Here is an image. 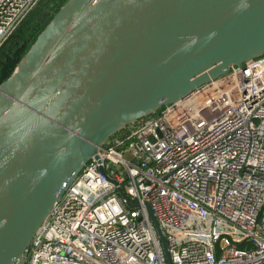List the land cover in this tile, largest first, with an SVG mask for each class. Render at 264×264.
<instances>
[{
	"label": "water",
	"instance_id": "obj_1",
	"mask_svg": "<svg viewBox=\"0 0 264 264\" xmlns=\"http://www.w3.org/2000/svg\"><path fill=\"white\" fill-rule=\"evenodd\" d=\"M262 55L264 0H66L0 83V264L110 137Z\"/></svg>",
	"mask_w": 264,
	"mask_h": 264
},
{
	"label": "built area",
	"instance_id": "obj_2",
	"mask_svg": "<svg viewBox=\"0 0 264 264\" xmlns=\"http://www.w3.org/2000/svg\"><path fill=\"white\" fill-rule=\"evenodd\" d=\"M41 1L0 0V48ZM23 264H264V55L110 137Z\"/></svg>",
	"mask_w": 264,
	"mask_h": 264
},
{
	"label": "trees",
	"instance_id": "obj_3",
	"mask_svg": "<svg viewBox=\"0 0 264 264\" xmlns=\"http://www.w3.org/2000/svg\"><path fill=\"white\" fill-rule=\"evenodd\" d=\"M66 0H42L37 7L20 25L10 39L0 48V83L8 78L14 68L15 61L18 55L23 52V49H19L16 53L15 58H12V49L16 46L15 43H20L24 40L26 45L33 42L40 31L43 20L44 12L47 9L58 10L59 7L64 4ZM54 4L50 7V4ZM30 36L31 39L27 40L26 37ZM13 43V44H12ZM25 45V46H26Z\"/></svg>",
	"mask_w": 264,
	"mask_h": 264
},
{
	"label": "rangeland",
	"instance_id": "obj_4",
	"mask_svg": "<svg viewBox=\"0 0 264 264\" xmlns=\"http://www.w3.org/2000/svg\"><path fill=\"white\" fill-rule=\"evenodd\" d=\"M63 5V4H62ZM61 5V6H62ZM60 8V7H59ZM47 11V13H48V15H45L44 16V21H43V24H42V27H41V29H40V31L38 32V35L44 30V28L49 24V22L51 21V19H52V17H53V15H54V13L57 11V10H55V9H47L46 10ZM45 11V12H46ZM44 12V13H45ZM35 41V40H34ZM34 41L33 42H30L28 45H26V46H24V48H23V52H21V54L20 55H18V57H17V59H16V61H15V66H14V68H13V70H12V72L10 73V75L8 76V77H10L11 76V74L14 72V70L19 66V64H20V62H21V60H22V58L25 56V54L31 49V47H32V45H33V43H34ZM126 158L128 159V158H130V156L128 155V154H126Z\"/></svg>",
	"mask_w": 264,
	"mask_h": 264
},
{
	"label": "flooded vegetation",
	"instance_id": "obj_5",
	"mask_svg": "<svg viewBox=\"0 0 264 264\" xmlns=\"http://www.w3.org/2000/svg\"><path fill=\"white\" fill-rule=\"evenodd\" d=\"M39 5H40V4H39ZM39 5H38V7H39ZM53 6H54L53 3L50 4V7H53ZM26 38H27V37H26ZM27 40H28V39H27ZM22 41H24V40H22ZM22 41H20V43H21ZM20 43H17V44L15 43L16 46L12 49V55H11L12 58H15V55H16V53L19 51V49H23V48H24V47H23V48H19V44H20ZM12 44H13V43H12ZM25 45H26V42H25ZM25 45H24V46H25ZM16 49H17V51H15Z\"/></svg>",
	"mask_w": 264,
	"mask_h": 264
}]
</instances>
